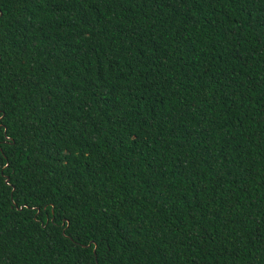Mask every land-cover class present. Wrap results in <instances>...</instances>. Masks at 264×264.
<instances>
[{"label":"trees","instance_id":"obj_1","mask_svg":"<svg viewBox=\"0 0 264 264\" xmlns=\"http://www.w3.org/2000/svg\"><path fill=\"white\" fill-rule=\"evenodd\" d=\"M0 264H264V0H0Z\"/></svg>","mask_w":264,"mask_h":264},{"label":"water","instance_id":"obj_2","mask_svg":"<svg viewBox=\"0 0 264 264\" xmlns=\"http://www.w3.org/2000/svg\"><path fill=\"white\" fill-rule=\"evenodd\" d=\"M6 182H7V180H6Z\"/></svg>","mask_w":264,"mask_h":264}]
</instances>
